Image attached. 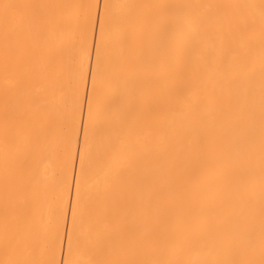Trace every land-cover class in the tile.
I'll list each match as a JSON object with an SVG mask.
<instances>
[{
	"label": "bare ground",
	"instance_id": "obj_1",
	"mask_svg": "<svg viewBox=\"0 0 264 264\" xmlns=\"http://www.w3.org/2000/svg\"><path fill=\"white\" fill-rule=\"evenodd\" d=\"M0 264H264V0H0Z\"/></svg>",
	"mask_w": 264,
	"mask_h": 264
}]
</instances>
